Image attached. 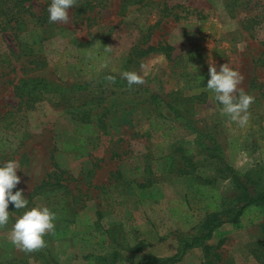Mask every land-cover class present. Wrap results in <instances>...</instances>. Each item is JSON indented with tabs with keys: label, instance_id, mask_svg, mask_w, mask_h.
Returning <instances> with one entry per match:
<instances>
[{
	"label": "rangeland",
	"instance_id": "374dc122",
	"mask_svg": "<svg viewBox=\"0 0 264 264\" xmlns=\"http://www.w3.org/2000/svg\"><path fill=\"white\" fill-rule=\"evenodd\" d=\"M50 2L0 0V163L19 162L27 208L57 213L28 252L10 204L0 264H139L219 220L174 264H264V205L232 221L264 187V0H74L67 23ZM213 63L254 97L243 127L206 87Z\"/></svg>",
	"mask_w": 264,
	"mask_h": 264
},
{
	"label": "clouds",
	"instance_id": "9594fccd",
	"mask_svg": "<svg viewBox=\"0 0 264 264\" xmlns=\"http://www.w3.org/2000/svg\"><path fill=\"white\" fill-rule=\"evenodd\" d=\"M73 4L74 0H51L47 6L49 21L67 23ZM122 77L127 80L129 87L143 83V76L136 71L126 70ZM243 79L240 71L227 63L221 64L219 70L213 63L209 65L206 83L207 89L215 94L216 101L222 105V113L241 127L249 121L251 114L248 109L254 99L243 88L238 87ZM17 169L20 166L15 159L0 163V226L9 223L10 204L15 209H25L12 225L11 240L15 246L31 252L46 245L45 235L55 230L57 213L43 204L27 208L29 200L25 197L24 190L17 187L21 181Z\"/></svg>",
	"mask_w": 264,
	"mask_h": 264
},
{
	"label": "trees",
	"instance_id": "16d2710c",
	"mask_svg": "<svg viewBox=\"0 0 264 264\" xmlns=\"http://www.w3.org/2000/svg\"><path fill=\"white\" fill-rule=\"evenodd\" d=\"M153 50H165V47L163 46L156 47L154 45H149L147 49L145 50V52L149 53ZM183 158L185 160V163H184L185 165L183 168L180 169L181 173L182 174L184 173L187 175H191L195 173V171L197 170V165L193 161V158L189 157L187 154H184ZM199 176L201 177L202 175L200 174ZM233 188H234V184H233ZM220 197H222V194H220L218 190L212 191L211 200L209 203L210 208L219 210V208L223 204V202H220ZM245 200H246L245 204L239 209V211H237L232 221L238 220V216L242 213V211L244 210L246 206L252 205V204L264 205V187L262 189L261 188L256 189V191H252V190L251 191L249 190L248 192L245 191ZM222 224H224V220H219L216 223L215 222L210 223L209 221L206 223L207 227L202 232L193 235L190 239L183 240L176 253L169 255V256L151 255L139 264H174V263H177L180 260H182V258L184 257L188 249L195 247L209 240L213 236L216 229L220 227ZM261 243H264L263 239ZM206 248H208V246Z\"/></svg>",
	"mask_w": 264,
	"mask_h": 264
}]
</instances>
